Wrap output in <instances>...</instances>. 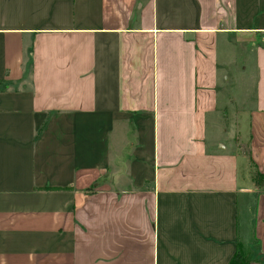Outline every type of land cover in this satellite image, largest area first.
<instances>
[{
  "label": "crops",
  "instance_id": "crops-1",
  "mask_svg": "<svg viewBox=\"0 0 264 264\" xmlns=\"http://www.w3.org/2000/svg\"><path fill=\"white\" fill-rule=\"evenodd\" d=\"M264 264V0H0V264Z\"/></svg>",
  "mask_w": 264,
  "mask_h": 264
},
{
  "label": "trees",
  "instance_id": "trees-1",
  "mask_svg": "<svg viewBox=\"0 0 264 264\" xmlns=\"http://www.w3.org/2000/svg\"><path fill=\"white\" fill-rule=\"evenodd\" d=\"M250 260L239 251L230 264H249Z\"/></svg>",
  "mask_w": 264,
  "mask_h": 264
}]
</instances>
